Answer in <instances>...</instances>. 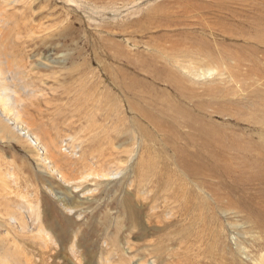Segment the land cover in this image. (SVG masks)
Listing matches in <instances>:
<instances>
[{"label":"rangeland","instance_id":"obj_1","mask_svg":"<svg viewBox=\"0 0 264 264\" xmlns=\"http://www.w3.org/2000/svg\"><path fill=\"white\" fill-rule=\"evenodd\" d=\"M262 14L264 0H0V264H264ZM151 88L207 104L225 137L205 151L214 169L171 175L174 152L147 150L129 102ZM47 148L69 179L119 173L70 185ZM148 163L183 184L178 201L134 190Z\"/></svg>","mask_w":264,"mask_h":264},{"label":"bare ground","instance_id":"obj_2","mask_svg":"<svg viewBox=\"0 0 264 264\" xmlns=\"http://www.w3.org/2000/svg\"><path fill=\"white\" fill-rule=\"evenodd\" d=\"M261 17L262 18H260V20L257 21V24H256L257 28H255L256 29L255 31L257 32L260 39L262 37H264V15L262 14ZM155 58L159 59L157 56H155ZM152 60H153V56H152ZM0 71L4 72L2 69H0ZM0 74H1V72H0ZM150 75L152 76V74H150ZM151 79L154 82L156 81V79L154 77H151ZM122 88L126 89L125 87H122ZM123 91H125V90H123ZM150 91H151L152 95L151 94H149V95L145 94L144 96H141V97L137 96V101L135 100L134 102H129L130 106L132 107V110L136 114H138L139 117L141 116L144 119V121L148 124L146 126V125L141 124L137 121L135 122V120L133 119V122L137 125L138 130L141 131L140 133L147 140L150 141V143L147 144V147H146L147 150L154 149L156 147V145H160L161 147L158 150L162 151L164 154L168 151L174 152L175 156L170 158V160H171L170 164L174 163L175 161L180 160L181 162L184 163V165H183L182 170L177 169L176 171H173L174 173H172V174L170 173L171 175H177L180 177L181 176L185 177V176L191 175L194 178H198V176L202 174V168L203 167L198 166L199 162L202 159H209L212 162L211 168L214 169V166L217 162L214 159H211L209 155H206L205 151L212 150L213 153L211 154V157H214L215 147L221 148L222 145H224V143H225V137H224V134L222 133V131L219 130L220 124L211 118L205 117V116H209V114L206 113V108H205L207 106V104L203 103L204 101L201 102L199 100L198 101L194 100L193 94L187 96V95L179 92L178 90H176L177 95L173 94L170 96H169V92L165 89L151 88ZM2 96H4V95H2ZM7 96L9 98L10 94H8ZM4 98H6V97L4 96ZM0 100L2 101L1 106L4 107L5 103H3V99L0 98ZM210 101H212V100H210ZM209 103H211V102H209ZM211 104H213V103H211ZM4 112H5V110H4ZM14 116H15L14 118H16L14 122L16 124H21L22 121L20 119L19 114L15 113ZM150 127L153 129V132L151 131ZM30 136H33V134H31ZM36 138L38 139V137H35V141L38 142L39 140H37ZM44 144H46V143H44ZM42 146L44 147V145H42ZM231 146L237 147V146H241V144H237L236 142H232ZM255 146H258V147L261 146L262 148H264V142H261L258 145L255 144ZM149 147L151 149H149ZM261 147H259V148H261ZM188 150H190V152H191L190 154L188 153ZM45 152H46V156H48V160L53 162L55 159L53 160L50 158V156L52 157V155H51L52 153H51L50 149L47 148L45 150ZM43 153H44V151H43ZM83 153H85V152H83ZM179 153H181L180 156H178ZM55 155L57 156V154H55ZM166 155H167V153H166ZM64 156H66V155H64ZM54 157L55 156L53 155L52 158H54ZM64 161L66 162V160H64ZM60 162L63 163V161H60ZM65 162H64V164H65ZM79 162H84V161H79ZM187 162H190L193 166ZM56 163L54 161V163H53L54 167L53 168L61 175L60 178L62 179V181L66 182L70 185H75L77 183H81V184L86 183V182L91 181L93 179L105 180V179L113 177L114 175H117L119 173L118 171L116 172V169H114V168H113V170H108L104 173V172H102V170L96 171L93 168H90L89 166H87L89 168L86 169L82 174H80L79 176H74L71 179H69V178L63 176L64 174H63L62 168L60 167L62 164L61 163L56 164ZM58 165H60V166H58ZM148 166L152 167L153 169L155 168V167H153L154 166L153 163H148ZM150 171H153L152 173H150L153 177L151 176V178L146 180L145 177L150 175L149 174ZM150 171L146 170L144 172V173H146L145 174L146 176L144 175V173H142L143 176L141 177L140 182L138 184H136V189L134 188V190L144 191L145 193L148 192L147 196L149 197V195H150L149 200L154 201V202L160 198H163V200L165 202H167L169 199L172 198V195L175 198V202L178 201L179 197L182 195V194H180V190H181V187L183 186V184H177L176 188H173V184H172V180H171L172 177L169 174H167L166 171H163V168H159V170L150 169ZM140 172H142V171H140ZM58 173H57V175H58ZM138 177H140V176H138ZM151 182H153L156 185L158 191L151 190L148 188L150 185H152ZM88 193H90V191ZM147 196H145L144 199H147L146 198ZM61 200H62V198H61ZM185 200L186 201L183 203V206H182L183 211H184V209L186 211L189 209L188 208V203H189L188 200H191V199L187 198ZM65 201H67V199L63 200L64 204L67 203ZM149 202H147V203H149ZM127 205H129V204H127ZM152 206H154V204H152ZM126 207H128V206H126ZM67 209L70 212H72L71 208H67ZM155 209H157V207L153 208V212H157V211H155ZM33 211H31V212H33ZM172 211H174L173 208H172ZM169 217H170V215H169ZM23 225L26 226V224H23ZM38 226H39L41 231L45 229V227L40 222H39ZM21 227L24 228L23 226H21ZM26 229L27 228L25 227L24 230H26ZM116 243H117V241L112 239L113 246H117ZM141 263H143V262H141ZM19 264H25V261L20 260Z\"/></svg>","mask_w":264,"mask_h":264}]
</instances>
